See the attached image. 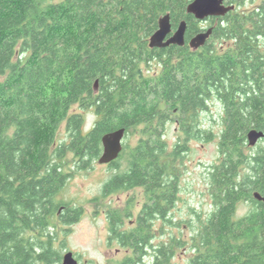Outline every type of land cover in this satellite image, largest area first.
Wrapping results in <instances>:
<instances>
[{
    "label": "trees",
    "instance_id": "obj_1",
    "mask_svg": "<svg viewBox=\"0 0 264 264\" xmlns=\"http://www.w3.org/2000/svg\"><path fill=\"white\" fill-rule=\"evenodd\" d=\"M191 2L0 0V264H61L56 231L82 217L56 199L70 177L64 158L92 168L101 138L122 128L125 141L131 130L138 138L108 165L116 173L100 199L137 188L146 200L128 230L131 208L107 211L110 241L128 250L117 264H171L180 240L154 247V225L171 222L176 164L192 140L217 141L219 158L207 172L213 208L197 216L187 263L264 264V201L252 196L264 199V146L246 152L247 132L264 133V2L241 11L246 0H225L235 9L208 19L212 34L196 51L187 43L208 28L186 13ZM166 14L173 31L186 22L185 45L148 48ZM216 100L218 135L198 122ZM89 110L96 119L85 129ZM170 122L180 140L168 149Z\"/></svg>",
    "mask_w": 264,
    "mask_h": 264
},
{
    "label": "rangeland",
    "instance_id": "obj_2",
    "mask_svg": "<svg viewBox=\"0 0 264 264\" xmlns=\"http://www.w3.org/2000/svg\"><path fill=\"white\" fill-rule=\"evenodd\" d=\"M264 0H246L242 10H252ZM201 26L207 29L210 24L201 22ZM264 43V42H263ZM221 42L217 41L216 45ZM223 47L229 44L223 42ZM221 49V47H218ZM153 66L152 68H154ZM150 68V67H149ZM147 69V68H146ZM73 111H79L77 107ZM85 118V129H88L94 120L95 115L92 111H80ZM222 108L218 100L210 104L208 110L200 113L198 122L203 128L212 131L218 135L222 128ZM174 121V118H173ZM138 134L130 131L127 141H123V150L126 142L134 145ZM165 139L168 149L180 140L176 123L170 122L166 126ZM63 137V129L60 131L59 138ZM217 141L210 143L192 140L188 143V152L184 154L183 159L177 163L179 167V192L174 207L169 212L171 222H156L154 225V247L161 243L179 239L180 245L174 243V255L171 264H188L189 258L193 254L190 250V239L193 233L199 228L197 216L205 217L212 210V202L209 196V187L207 175L209 168L214 165L219 158ZM248 149V147H247ZM251 149V148H249ZM246 152H249L248 150ZM73 158L68 154L64 158V167L70 174L66 184L56 195L58 201L67 203L71 207H80L82 217L77 223L70 226H63L56 231L55 242L57 246L61 243L63 246L62 255L65 252H71L72 255L81 264H117L126 257L125 249L118 246L116 242L109 239L108 216L107 211L111 209L127 210L132 209V217H125L124 226L128 230L134 226L135 216L140 211L145 197L141 189L130 190L127 192L109 195L100 199L101 189L105 182L116 170L108 165L97 164L96 160L92 168L84 171H76L72 168ZM124 164V163H123ZM121 164V166H123ZM122 169V168H121ZM236 216L240 218L249 210V204H241L236 209ZM152 251H150V256ZM146 264L151 262V258H146Z\"/></svg>",
    "mask_w": 264,
    "mask_h": 264
},
{
    "label": "water",
    "instance_id": "obj_3",
    "mask_svg": "<svg viewBox=\"0 0 264 264\" xmlns=\"http://www.w3.org/2000/svg\"><path fill=\"white\" fill-rule=\"evenodd\" d=\"M186 13L194 17L197 22H207L211 18H221L232 12L235 9L233 5H227L225 0H192V2L186 7ZM170 16L166 14L159 21V28L156 32L151 34L149 38L148 48H162L169 45L183 47L185 45V32L186 22L181 21L176 30L173 31L170 23ZM213 31V27L208 28L202 32H198L193 36L186 46L192 51H196L202 48L207 40L210 38ZM97 87V82L95 83ZM94 87V88H95ZM96 89V88H95ZM126 135L124 128L115 130L113 132L105 134L101 138L102 152L98 158L100 165H109L116 161L123 150V141ZM264 138V133L257 130H250L247 132V146L254 147L257 142ZM253 198L257 201H264V199L258 194L254 193ZM61 264H79L76 258L71 252H66L62 255Z\"/></svg>",
    "mask_w": 264,
    "mask_h": 264
},
{
    "label": "flooded vegetation",
    "instance_id": "obj_4",
    "mask_svg": "<svg viewBox=\"0 0 264 264\" xmlns=\"http://www.w3.org/2000/svg\"><path fill=\"white\" fill-rule=\"evenodd\" d=\"M208 22H209V20H208ZM248 145V144H247ZM246 145V146H247ZM262 146H264V138L263 139H261V140H259L258 142H257V144L254 146V147H250V146H247L248 147V151H250V152H256V151H258L259 149H261L262 148ZM249 148H251V149H249ZM251 169L250 168H248V171H250ZM257 201V200H256ZM137 216V215H136ZM136 216H135V219H136ZM136 221V220H135ZM128 250L126 249V252H127ZM75 258V257H74ZM78 261V260H77ZM79 263V262H78ZM79 264H81V263H79Z\"/></svg>",
    "mask_w": 264,
    "mask_h": 264
}]
</instances>
